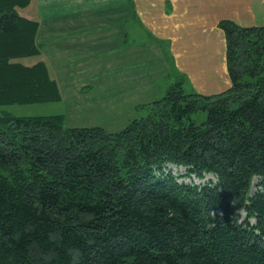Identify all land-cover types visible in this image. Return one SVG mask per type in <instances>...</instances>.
Segmentation results:
<instances>
[{"label": "trees", "instance_id": "16d2710c", "mask_svg": "<svg viewBox=\"0 0 264 264\" xmlns=\"http://www.w3.org/2000/svg\"><path fill=\"white\" fill-rule=\"evenodd\" d=\"M30 2L0 0V264H264V25L219 22L225 91L187 92L172 59L144 115L68 127L1 109L61 99L45 62L19 60L40 53Z\"/></svg>", "mask_w": 264, "mask_h": 264}, {"label": "crops", "instance_id": "0c3cea01", "mask_svg": "<svg viewBox=\"0 0 264 264\" xmlns=\"http://www.w3.org/2000/svg\"><path fill=\"white\" fill-rule=\"evenodd\" d=\"M24 9L39 22V59L27 64H47L66 125L118 131L166 94L172 59L185 89H228L219 22L257 25L264 0H31Z\"/></svg>", "mask_w": 264, "mask_h": 264}, {"label": "rangeland", "instance_id": "374dc122", "mask_svg": "<svg viewBox=\"0 0 264 264\" xmlns=\"http://www.w3.org/2000/svg\"><path fill=\"white\" fill-rule=\"evenodd\" d=\"M18 10L20 12L24 13V7H18ZM255 24L257 25H264V13L263 14H258V18L255 20ZM39 59L38 56H26L23 58H20L19 60L25 62V63H33ZM187 92H191L193 90H190V88L187 86L186 87ZM1 109H4L6 111H9L15 115L19 116H34V115H43V114H52V113H59L64 111V108L61 106L60 103L57 102H47V103H30V104H9V105H4L1 106ZM145 112L142 111L139 114V117L144 115ZM207 117L206 112L200 111L195 114L194 118L198 122H202L205 120ZM107 129V128H106ZM185 167L178 168L175 166V171H184ZM211 175H207V178L210 177ZM189 179V178H187ZM190 181V179L188 180ZM205 181V179L203 180Z\"/></svg>", "mask_w": 264, "mask_h": 264}]
</instances>
